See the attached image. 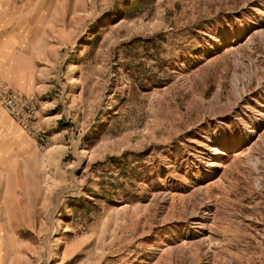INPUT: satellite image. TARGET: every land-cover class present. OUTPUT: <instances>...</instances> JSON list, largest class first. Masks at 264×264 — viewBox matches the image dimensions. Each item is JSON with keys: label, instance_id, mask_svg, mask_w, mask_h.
Wrapping results in <instances>:
<instances>
[{"label": "rangeland", "instance_id": "374dc122", "mask_svg": "<svg viewBox=\"0 0 264 264\" xmlns=\"http://www.w3.org/2000/svg\"><path fill=\"white\" fill-rule=\"evenodd\" d=\"M18 3L61 27L0 264H264V0Z\"/></svg>", "mask_w": 264, "mask_h": 264}, {"label": "crops", "instance_id": "0c3cea01", "mask_svg": "<svg viewBox=\"0 0 264 264\" xmlns=\"http://www.w3.org/2000/svg\"><path fill=\"white\" fill-rule=\"evenodd\" d=\"M0 8H6L4 12L0 10V78L21 93L36 98L41 120L44 118L42 100L49 89L43 85L48 68L40 64L52 59L53 47H56L46 45L44 41L58 35L61 24L51 20L53 7L47 10L41 6L19 4L18 0H0ZM42 13L49 14L43 16ZM16 142L29 145L19 126L0 108V170H6V166L20 156Z\"/></svg>", "mask_w": 264, "mask_h": 264}, {"label": "built area", "instance_id": "2783aa9c", "mask_svg": "<svg viewBox=\"0 0 264 264\" xmlns=\"http://www.w3.org/2000/svg\"><path fill=\"white\" fill-rule=\"evenodd\" d=\"M0 108L40 151H46L48 133L39 118V104L35 97L21 93L0 78Z\"/></svg>", "mask_w": 264, "mask_h": 264}]
</instances>
